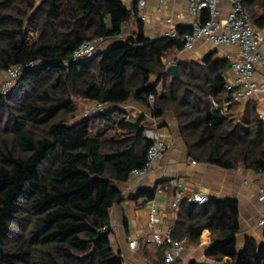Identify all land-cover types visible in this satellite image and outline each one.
<instances>
[{"label": "trees", "instance_id": "obj_1", "mask_svg": "<svg viewBox=\"0 0 264 264\" xmlns=\"http://www.w3.org/2000/svg\"><path fill=\"white\" fill-rule=\"evenodd\" d=\"M244 4L264 31V0ZM133 9L122 0H0V75L41 63L0 94V264L123 263L111 246L110 212L124 199L121 185L147 161L151 123L144 114L123 121L122 108L84 115L83 101L116 107L134 99L158 122L171 112L194 160L264 171V120L256 103H237L239 113L228 116L212 107V99L222 104L227 96L229 61L217 52L179 60L174 54L185 42L147 37L139 18L137 30L125 34ZM95 37L108 45L72 63L74 51ZM164 59L177 64L181 80L167 72ZM117 117L124 132L108 135ZM169 181L140 188L135 198L151 201ZM239 214L234 198L210 196L200 205L185 197L173 239L197 244L209 229V258L264 264V241L246 237L238 247Z\"/></svg>", "mask_w": 264, "mask_h": 264}, {"label": "crops", "instance_id": "obj_2", "mask_svg": "<svg viewBox=\"0 0 264 264\" xmlns=\"http://www.w3.org/2000/svg\"><path fill=\"white\" fill-rule=\"evenodd\" d=\"M130 3L132 9L134 0H125ZM221 17H226L230 4L227 1L219 4ZM147 20L143 22L144 33L149 38H158L166 31L167 24H162L161 20L171 19L178 27L189 28L191 14L188 3L185 0H148L144 13ZM130 28L124 29L125 34L129 31L137 30V23L134 19L130 23ZM106 42L104 45H108ZM106 47V46H105ZM104 48V46H103ZM211 52H217L219 58H225L230 65L241 57L237 46L213 47L211 43L202 39L195 46L188 50L175 53V58L179 60L201 61ZM174 63L173 61L167 62ZM5 76V73L1 74ZM256 80L264 81V70L258 67ZM235 81V77L230 68L227 74V83ZM248 101H254L258 107L260 115L264 113V94L257 98L249 99L242 103L245 108ZM90 102V101H83ZM124 108L123 121L145 115L151 123L146 131L149 138L152 132L159 135L168 145L167 150L160 156L155 168L144 178L131 179L122 184L124 199L117 203L110 212L111 221V246L116 251H120L129 264H226L228 258L219 262L206 255L207 249L214 243L209 229L203 230L199 243L187 244L173 262L164 261L165 253L160 251L159 245L148 241L152 232L149 225V214L154 203L159 207V217L161 228L168 229L174 224L178 217V210L174 211L171 203L176 194L169 191L156 192L153 200L145 202L143 198L136 199L135 196L140 188H153L158 182L176 179L178 180L189 197L195 192L202 191L209 196L218 198H234L239 203V215L241 230L238 234V247H243L246 237H251L258 242L264 241V224H260L263 205L258 199L259 192L264 189V171L258 172L245 168L243 164L234 168H224L221 166L197 161L192 164V157L187 152L184 140L180 136L177 121L173 113L168 112L162 121L155 120L148 107L134 99L129 100ZM240 105H233L231 113H239ZM230 113V114H231ZM121 127L109 128L107 134H122ZM173 232V231H172ZM136 239L138 246L135 249L129 247V242Z\"/></svg>", "mask_w": 264, "mask_h": 264}, {"label": "built area", "instance_id": "obj_3", "mask_svg": "<svg viewBox=\"0 0 264 264\" xmlns=\"http://www.w3.org/2000/svg\"><path fill=\"white\" fill-rule=\"evenodd\" d=\"M148 0H137L135 10L132 7L133 19L139 18L146 21L144 14ZM164 2L165 0H160ZM188 3L191 14L190 28L191 32L180 35L179 27L173 23L171 19L161 20L162 24H167L166 31L160 37H171L182 39L185 42L184 50L191 49L199 40H206L213 47L221 46H237L240 50L241 57L232 63V72L235 81L226 83L227 96L220 104L217 100L212 99V107L217 109L223 116H228L231 107L237 103L245 102L252 98H257L264 94V81L256 80L258 67L264 70V31H260L254 27L250 20V15L244 0H185ZM227 1L230 9L226 17H221L219 4ZM130 25V22L127 23ZM107 40L104 37H95L80 45L73 53L71 62L78 63L90 60L101 50ZM40 62L31 61L25 65L16 66L6 71V79L0 87V94H7L14 83L23 74L27 68H38ZM171 64V63H169ZM150 101L154 98L151 96ZM92 105L84 112V115L105 113L112 108L124 109L125 105L109 107L108 105L92 102ZM264 120V113L260 115ZM152 144L148 149L147 161L142 168L135 169L132 176L137 180L144 178L156 166L160 156L167 150V143L154 132L149 136ZM196 160H192V164H196ZM175 188L177 193L173 198L171 207L174 211L178 210L182 200L186 197L182 184L176 179H170L168 183H162L158 186L157 192L169 191ZM210 196L202 191L195 192L189 196V201L197 204H205L209 201ZM259 201L262 203V213L260 224H264V189H261L258 195ZM149 225L152 232L148 237V241L159 246H165V262L170 263L178 258L184 243L183 241L174 240L172 236L173 224L168 229L161 228V219L159 217V207L153 204L149 214ZM111 228V225H110ZM138 246L136 239L129 242V247L135 249ZM122 264H129L124 259Z\"/></svg>", "mask_w": 264, "mask_h": 264}, {"label": "rangeland", "instance_id": "obj_4", "mask_svg": "<svg viewBox=\"0 0 264 264\" xmlns=\"http://www.w3.org/2000/svg\"><path fill=\"white\" fill-rule=\"evenodd\" d=\"M40 1V0H39ZM124 3H125V5L127 6V7H129L130 8V3H126L125 2V0H122ZM2 75H0V87H1V85H2V83L4 82V80L6 79V77H7V75H6V73H5V76L4 77H1ZM92 102H82V105H83V112H82V114H84V112L89 108V106L90 105H92L91 104ZM125 107H127L126 105H125ZM118 118V117H117ZM121 118L119 117L117 120H116V125L113 127V128H115V129H117V125H118V121L120 120ZM122 120V119H121ZM123 120H124V118H123ZM102 126V125H101ZM110 135H113V134H110Z\"/></svg>", "mask_w": 264, "mask_h": 264}, {"label": "water", "instance_id": "obj_5", "mask_svg": "<svg viewBox=\"0 0 264 264\" xmlns=\"http://www.w3.org/2000/svg\"><path fill=\"white\" fill-rule=\"evenodd\" d=\"M167 72L171 73L173 78L181 80V76H180V72H179L177 64H175V63L169 64L167 66Z\"/></svg>", "mask_w": 264, "mask_h": 264}]
</instances>
